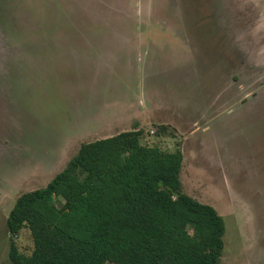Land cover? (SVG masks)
<instances>
[{
  "label": "rangeland",
  "instance_id": "obj_1",
  "mask_svg": "<svg viewBox=\"0 0 264 264\" xmlns=\"http://www.w3.org/2000/svg\"><path fill=\"white\" fill-rule=\"evenodd\" d=\"M32 37L54 50L39 71L0 63L20 108L7 118L0 96V264L16 198L134 129L182 151L184 192L224 218L220 264H264V0H0V51ZM14 240L31 253L27 228Z\"/></svg>",
  "mask_w": 264,
  "mask_h": 264
},
{
  "label": "trees",
  "instance_id": "obj_2",
  "mask_svg": "<svg viewBox=\"0 0 264 264\" xmlns=\"http://www.w3.org/2000/svg\"><path fill=\"white\" fill-rule=\"evenodd\" d=\"M141 134L83 142L44 187L21 193L6 219L11 263L220 264L223 216L184 192L182 151ZM22 228L30 254L14 240Z\"/></svg>",
  "mask_w": 264,
  "mask_h": 264
},
{
  "label": "crops",
  "instance_id": "obj_3",
  "mask_svg": "<svg viewBox=\"0 0 264 264\" xmlns=\"http://www.w3.org/2000/svg\"><path fill=\"white\" fill-rule=\"evenodd\" d=\"M27 41H28V43H32V45L35 46L34 49H31L32 50L31 52L27 53V50H25V48H23L21 50L13 49V48L7 49V50H1L0 51V63L6 62V64H7V63H9V61H13L15 59V57L20 55L22 52L23 57L28 56V55L31 56L30 57L31 67L33 69H36L39 71V69L41 67L40 60H41L42 56L44 57V54L47 51H49V53L53 54L54 50H47V51H46V49L44 50L43 49L44 44L39 47L37 42H39V41L45 42L43 39H39L37 42H35L34 37H32V39H28ZM25 66H26V63H25ZM15 89H16V82H13L12 75H9V76L7 75L6 78H4L3 76L0 77V96L6 97L9 100V102H7V104H6V111L5 112H6L7 118L10 117L11 119L14 118V114L16 111H17L16 113L19 112L18 111L19 105L17 104L16 99H15V94H16ZM14 110H16V111H14ZM26 113H28V112H26ZM6 137H8V136L6 135Z\"/></svg>",
  "mask_w": 264,
  "mask_h": 264
}]
</instances>
